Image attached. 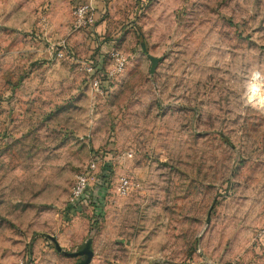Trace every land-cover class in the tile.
Listing matches in <instances>:
<instances>
[{
	"label": "rangeland",
	"instance_id": "obj_1",
	"mask_svg": "<svg viewBox=\"0 0 264 264\" xmlns=\"http://www.w3.org/2000/svg\"><path fill=\"white\" fill-rule=\"evenodd\" d=\"M93 8L75 31L70 0H0V264H264V0ZM100 152L132 158L73 207Z\"/></svg>",
	"mask_w": 264,
	"mask_h": 264
},
{
	"label": "built area",
	"instance_id": "obj_2",
	"mask_svg": "<svg viewBox=\"0 0 264 264\" xmlns=\"http://www.w3.org/2000/svg\"><path fill=\"white\" fill-rule=\"evenodd\" d=\"M70 2H72L73 29L80 31L94 27L96 19L93 0H70ZM59 55H63L62 51ZM107 58L109 65L104 72L98 64L93 62H89L83 66V71L90 77L89 86L96 93L99 92L102 78L107 80L114 79L124 71L127 65V57L116 49H109ZM107 156L109 155L101 152L92 154L82 171L75 176V181L70 191V203L73 207H84L92 187H101L105 182L109 181L113 173L112 162L114 160L117 163H121L124 160L132 158L131 153L118 155L114 160H111L110 156L107 159ZM136 188V182L128 175L121 174L115 178L114 193L118 197H127Z\"/></svg>",
	"mask_w": 264,
	"mask_h": 264
},
{
	"label": "water",
	"instance_id": "obj_3",
	"mask_svg": "<svg viewBox=\"0 0 264 264\" xmlns=\"http://www.w3.org/2000/svg\"><path fill=\"white\" fill-rule=\"evenodd\" d=\"M142 50L145 51V47L144 45L142 44ZM150 62H151V68H150V72L152 73L158 63V59L152 57L151 55L147 54ZM84 264H87V263H84Z\"/></svg>",
	"mask_w": 264,
	"mask_h": 264
},
{
	"label": "crops",
	"instance_id": "obj_4",
	"mask_svg": "<svg viewBox=\"0 0 264 264\" xmlns=\"http://www.w3.org/2000/svg\"><path fill=\"white\" fill-rule=\"evenodd\" d=\"M98 64H100V63H98Z\"/></svg>",
	"mask_w": 264,
	"mask_h": 264
}]
</instances>
